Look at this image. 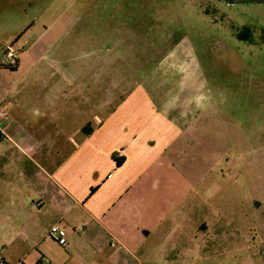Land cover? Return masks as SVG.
Returning <instances> with one entry per match:
<instances>
[{"label": "rangeland", "instance_id": "1", "mask_svg": "<svg viewBox=\"0 0 264 264\" xmlns=\"http://www.w3.org/2000/svg\"><path fill=\"white\" fill-rule=\"evenodd\" d=\"M263 33L264 5L253 3L0 0V67L11 47L22 54L18 69L0 70L1 90L19 95L21 134L41 128L55 141L33 153L42 163L62 159L75 129L107 117L122 93L143 89L163 107L174 80L203 82L218 100L199 108L189 95L170 111L182 130L159 172L183 181L160 224L171 230L135 249V264H264V44L250 45ZM38 252L54 264H112L51 238Z\"/></svg>", "mask_w": 264, "mask_h": 264}, {"label": "crops", "instance_id": "2", "mask_svg": "<svg viewBox=\"0 0 264 264\" xmlns=\"http://www.w3.org/2000/svg\"><path fill=\"white\" fill-rule=\"evenodd\" d=\"M0 70L10 73L7 66ZM2 83L0 260L4 264H52L40 252L34 258L31 251L49 238L53 224L60 223L68 232L63 248L69 254L84 250L95 260L135 264V249L171 230L160 224L168 208L176 209L167 206L182 190V180L163 181L159 172L162 156L182 130V125L175 124L177 115L170 111L189 95L193 98L186 102L194 100L199 108L218 97H208L200 81L195 90H189L185 81L174 80L173 98L165 100L163 107L143 89L124 92L107 117L94 115L75 129L69 136L70 151L62 159L54 161L46 155L42 164L33 153L55 147V141L43 137L41 128L33 139L20 133L17 108L22 103L15 87L4 86L2 92ZM182 107L178 113L186 121L190 108Z\"/></svg>", "mask_w": 264, "mask_h": 264}, {"label": "built area", "instance_id": "3", "mask_svg": "<svg viewBox=\"0 0 264 264\" xmlns=\"http://www.w3.org/2000/svg\"><path fill=\"white\" fill-rule=\"evenodd\" d=\"M20 54H21L20 51L13 49L11 47L7 54V57L9 59V64L15 65L16 61L20 57ZM48 236L61 247H65L67 245L66 230L61 226L60 223H55L50 227L48 231ZM115 245H116L115 242L112 243V246H115ZM0 264H4V262L0 260ZM106 264H109V263H106Z\"/></svg>", "mask_w": 264, "mask_h": 264}, {"label": "water", "instance_id": "4", "mask_svg": "<svg viewBox=\"0 0 264 264\" xmlns=\"http://www.w3.org/2000/svg\"><path fill=\"white\" fill-rule=\"evenodd\" d=\"M229 5H236V4H257V5H264V0H227Z\"/></svg>", "mask_w": 264, "mask_h": 264}, {"label": "trees", "instance_id": "5", "mask_svg": "<svg viewBox=\"0 0 264 264\" xmlns=\"http://www.w3.org/2000/svg\"><path fill=\"white\" fill-rule=\"evenodd\" d=\"M247 31H248V30H246V32H247ZM244 40H247V41H248L249 38H245ZM17 63H18V61H16V64H15V65H10V64H9V66H7V68H8V69H11V70H16V69H17V66H16V65H18ZM118 163H120V162H118Z\"/></svg>", "mask_w": 264, "mask_h": 264}, {"label": "flooded vegetation", "instance_id": "6", "mask_svg": "<svg viewBox=\"0 0 264 264\" xmlns=\"http://www.w3.org/2000/svg\"><path fill=\"white\" fill-rule=\"evenodd\" d=\"M253 35H255V33L253 32ZM262 36H264V33L263 34H261V37ZM248 42V41H247ZM262 44H264V41L262 42V41H260L259 43H257V42H253V43H251L250 45H252V46H258V45H262ZM226 48V47H225ZM227 49V48H226Z\"/></svg>", "mask_w": 264, "mask_h": 264}]
</instances>
